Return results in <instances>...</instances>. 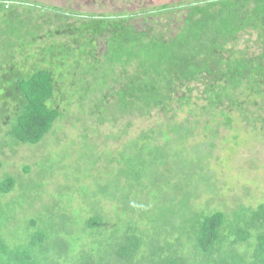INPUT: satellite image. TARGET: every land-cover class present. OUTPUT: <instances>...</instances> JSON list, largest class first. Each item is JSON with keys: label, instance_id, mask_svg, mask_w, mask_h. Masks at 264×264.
Here are the masks:
<instances>
[{"label": "trees", "instance_id": "16d2710c", "mask_svg": "<svg viewBox=\"0 0 264 264\" xmlns=\"http://www.w3.org/2000/svg\"><path fill=\"white\" fill-rule=\"evenodd\" d=\"M29 2L0 0V108L11 138L34 145L67 118V110L54 105L55 93L63 88L64 96L67 86L66 70L62 86L54 62L30 47L42 39L48 19L23 20L17 7ZM179 9L184 17L173 29L170 21ZM53 10L82 14L74 18L84 19L81 30L90 45L85 58L92 62L82 67L77 62L75 68L92 78L79 87L81 100L91 86L99 89L98 111L105 113L99 123L116 127L123 117L155 122L134 135L128 122L108 136L119 141L115 147L86 144L87 155L94 151L99 160V172L88 177L96 186L76 190L84 205H74L69 186L62 206L56 200L53 211L41 204L44 213L37 208L30 214L33 202L42 203L41 180L23 182L21 194L0 201V264H264V202L239 200L234 208L224 205L226 210L213 209L212 199L199 202L202 186L220 194L206 165L214 143L205 149L203 141L192 140L200 126L215 134L235 121L264 132V0L166 4L153 11L166 22L141 28L132 20L146 10L108 15ZM245 35L244 42L259 46L257 52L241 47ZM99 37L106 42L97 56ZM186 107L188 117L180 120ZM16 177L0 180L1 198L15 192ZM106 179L124 184L113 195L108 186L97 185ZM104 199L116 205L107 208Z\"/></svg>", "mask_w": 264, "mask_h": 264}, {"label": "rangeland", "instance_id": "374dc122", "mask_svg": "<svg viewBox=\"0 0 264 264\" xmlns=\"http://www.w3.org/2000/svg\"><path fill=\"white\" fill-rule=\"evenodd\" d=\"M188 1L191 0H30L27 5L17 7L21 12L23 20L32 21L36 16V22L40 20V23H42L44 17L48 19L47 23L42 27L45 30L42 39L34 42V46L31 45L30 47L39 48L42 56L54 62L56 80L62 86L63 72L66 70L64 72V79L67 89L64 92V96L63 88L61 91L55 93L58 94L59 98L55 97L56 103L54 105L55 107H59L62 112H66V109L67 118L58 119L51 131L39 144H25L15 142L8 134V130H10L9 123H4L7 120L5 119L7 115L3 111L4 109L0 108V145H7L2 150L0 148V162L2 163L0 167V180L7 175H12L18 177L19 183L12 195L5 198L0 197V201L5 203L10 197L21 194L23 182H26L23 184L29 185L34 181L38 182L41 180L43 183V188L41 189L43 193L41 194L40 192L42 203L37 202L35 204L36 201L33 202L34 206H32L30 214L34 213V209L37 208L39 212H43L41 204H45L47 206L46 209H50L56 200L61 202L62 206L63 196L66 193V188L69 186L73 190L70 194L75 199L74 205H79V207L80 205H84L77 191L84 190L85 186H96L94 182L89 181L88 177L91 173L97 174L99 172L98 165L96 164L99 160H96V155L93 151L96 145L93 144L94 148L91 147L93 150L89 149L93 152L87 155L85 151V149H88L86 144L95 140L102 149L115 147L119 141L114 138H108V136L116 132L117 129L127 125L128 122L131 123L130 129L128 128L127 130L130 135H134L144 127L148 128L152 125V122H155L154 119L123 117L116 127L110 123L104 125L99 123V117L105 116V113L98 111L99 89L92 88L91 86L90 89H87L85 97H83L87 99L88 103H86L85 99L81 100L79 87L92 83L85 82L86 79L91 81L92 78L90 76H87V78L83 77V69L79 70V68H75L78 65L77 62H79L81 67L85 66L87 62H92L91 59L85 58V55L90 52V45L87 41V36L83 37L85 32L81 30L84 19H81V17L78 19L74 18V16H81L82 14L66 15L63 11L53 10V7L95 15L143 12V10H146L147 15L140 13L139 16L132 20L141 28L143 26H150L151 24L157 27L156 21L158 22L161 19L163 22L167 21L163 19V16H154L153 11L156 8L166 4L176 7L179 3ZM183 17L184 11L180 9L176 10L170 21L171 27L175 29ZM82 18L85 17L82 16ZM70 23L74 25L71 26ZM247 38L248 36L245 35L241 42L246 41ZM77 39L79 42H82L75 44V46L73 42ZM105 42L101 37L97 39V56H100L101 52L105 49ZM241 47H245L253 53L259 50V46L256 47L253 42H244ZM55 60H57V63ZM63 61L66 62L68 67L63 68ZM8 64H14V61L12 60ZM41 65L43 64L37 66ZM35 68H31V71H35ZM73 83H75V86L70 87L74 85ZM74 99L76 102L70 110V104ZM80 104H82V107ZM188 108L186 107L185 111L179 112L180 120L188 117ZM189 118L193 120L192 117L189 116ZM212 133L205 126H200L195 137H192V140L203 141L205 149L208 147L207 145L214 143L213 148L210 149L213 156L206 165L207 170L215 174L217 189H219L218 194L220 195L216 193L209 194L208 189L202 186L199 192L200 198L197 200L205 202L212 199L211 205L213 209L220 207L224 210L226 208H234L235 203L239 200L246 205L253 206L264 202V132L252 130L244 123L235 121L233 127L226 128L221 126L217 132H214L215 134ZM129 142L130 136H127L124 143L129 144ZM107 154L110 155L111 152L107 151ZM119 155L122 157L123 153ZM27 166L30 167L29 174L25 172ZM38 172L43 174L42 179H39ZM35 173H38V175L29 179L30 177L28 176ZM21 177L22 179L20 180ZM75 179H82V182L76 183V185ZM104 181L106 182H99L97 180V185L108 186L113 195H115L116 187L124 184L122 179L116 183V186L112 179ZM121 190V192L125 190L124 185ZM108 201L112 202L111 200L104 199L102 204L107 208L116 205L115 201L111 204ZM224 205H226V208ZM49 211L53 210L50 209ZM60 220H63V218Z\"/></svg>", "mask_w": 264, "mask_h": 264}]
</instances>
